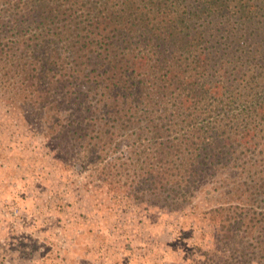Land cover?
<instances>
[{
  "label": "trees",
  "instance_id": "16d2710c",
  "mask_svg": "<svg viewBox=\"0 0 264 264\" xmlns=\"http://www.w3.org/2000/svg\"><path fill=\"white\" fill-rule=\"evenodd\" d=\"M0 91L85 187L264 201V0H0Z\"/></svg>",
  "mask_w": 264,
  "mask_h": 264
},
{
  "label": "rangeland",
  "instance_id": "374dc122",
  "mask_svg": "<svg viewBox=\"0 0 264 264\" xmlns=\"http://www.w3.org/2000/svg\"><path fill=\"white\" fill-rule=\"evenodd\" d=\"M2 96L0 264H258L250 250L258 232L239 216L264 201L227 202L215 180L176 204L85 187L84 172L67 169ZM256 162L264 173V159ZM237 178L225 174L221 190Z\"/></svg>",
  "mask_w": 264,
  "mask_h": 264
}]
</instances>
